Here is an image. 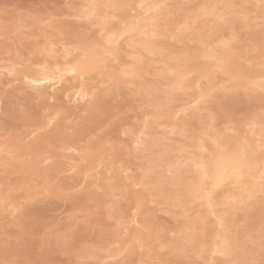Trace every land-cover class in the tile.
Returning a JSON list of instances; mask_svg holds the SVG:
<instances>
[{
  "label": "rangeland",
  "instance_id": "obj_1",
  "mask_svg": "<svg viewBox=\"0 0 264 264\" xmlns=\"http://www.w3.org/2000/svg\"><path fill=\"white\" fill-rule=\"evenodd\" d=\"M167 1L173 2L174 5L170 6L172 9L170 15L161 20V22L165 21L166 24H163L162 27L164 29H162L163 34L156 36L155 40L161 43L162 46H166L167 49L175 51L182 49L192 50L198 45V42L194 39V34H196L197 30L199 31L198 22L200 18L194 22V28H192L191 33L187 31V34L185 32L177 38L176 32L178 31L174 28V23L177 20L181 21L185 15V9L189 4L191 5L201 0ZM81 2L82 0H0V33H2L0 34V58H2L0 59V63L7 64L13 60L12 62L19 63L17 66L19 68L27 64L36 68L43 61L50 63L57 62L62 65V62L69 60L81 51V48H76L64 57L62 55L64 53L63 46L71 48L73 45L78 44L79 40L82 41V38H84L83 41L87 39L89 42H92L94 39H100L101 36L98 33V25L95 23V20L91 17L80 16L77 13ZM244 6H247L249 10L251 9L249 12L252 15L259 16L260 10H264V1L259 2L257 6L253 2H245ZM256 12L259 14H255ZM110 19V24H115L117 19ZM249 22L250 24H246V22L236 19L232 23V27L239 38L235 41L239 44L241 43L240 45H244V48H242L247 51L244 57H254L257 53L261 55V47L254 45L253 47L256 49L253 50L250 44L255 42L253 37L257 34L264 36V13L257 17V19L249 20ZM227 25V23H222L220 26L222 32L229 30L230 27ZM251 34L254 36L252 37ZM124 37L125 35L121 37V41L118 44V60L121 62L135 60L134 57L126 56V49L136 50L139 47L132 48L126 46L123 40ZM51 41L54 42L53 45H50ZM50 47H53L57 51H53V53L52 51L47 52L46 49ZM141 51L143 53L141 59L144 69L140 75H126V77L121 78V81L112 78L105 80L107 79L105 75L107 67H105L100 73L91 71L90 77H86L83 80L93 86V90L100 99V105L91 112L90 116H92V119L89 121L87 119L89 115L82 110L74 111L69 107L71 102L66 103L64 100L68 98L60 96V92L54 93V98L49 99L48 97L51 92L48 88H45L41 90L43 91L42 93L38 92L41 94L37 97V93L34 95L31 88L25 87L20 80L17 79L13 82L8 80V78H13L16 75L8 74L4 76L5 70L0 69V144L2 147V144L6 145L8 149V146H10L8 144L15 142L12 144L13 148H11L12 153L10 152V155L0 148V197L4 198L1 201L2 208H0V264H139L138 259H140L141 264H221L224 262L222 256L219 255H214V260L213 258L210 260L207 258L208 256H206L205 252L200 253L201 255L197 254L189 244H185V247H183L184 245L179 246L181 243L178 245L176 243L174 246L168 244L166 247L164 241L170 240L177 234V229L180 228L179 225L183 223L184 219H181L182 216L178 214L180 211L178 207L176 209V206L172 205L175 208L173 213L174 208L171 206L170 200L151 196L149 191L144 187V184H139V186H135L132 189L126 185L130 183L128 179L129 182L128 180L126 181L124 190L121 188V191L117 190V193L115 191V195L106 196L95 185L99 181V183L103 182L102 179L97 180L95 183L93 181L87 186L79 184L69 188L70 185H66L68 188L65 186L66 189L61 190V188L57 187L62 185L60 183L63 180L70 182L72 179L67 177H70L73 172L63 170L55 172L58 175L54 173L50 174V177L49 175H40L43 174L42 171L48 167V164L52 165V163L57 161L56 159L63 161L62 164L65 165L69 163L68 158L71 153L79 154L81 152H77L73 148H64L68 138L77 139L76 146H79L78 144L83 145L88 140L97 138V136L102 137V140L109 139L106 140L107 145H110V142H112V144L115 143L120 147L122 153L117 156L119 158L122 157L120 158L123 161L122 163L125 162V165L127 163L130 167L128 173L134 175L142 173L143 166L145 165L143 163L146 160L145 153L140 151V149L138 150V148H133L129 136L126 133H120L123 128L121 129L119 125L123 121L126 127H132L137 122H140V118L144 112L155 111L154 107L147 102L146 96L141 94L139 89H137V83L159 86L162 76H160L161 73L158 71L163 62L155 61L149 63V58L156 59L159 56L150 55L144 50ZM242 58L239 59V62H245ZM260 59L264 60V55L260 56ZM258 69L264 71V66ZM193 71L185 74L186 79L184 80L186 84L192 82L193 87L186 86L185 91L184 89L175 90L171 95L169 103L164 104L162 107L167 113V105L185 102L187 111L185 109L184 112L186 116H183V112V115L179 114L182 117L176 121L179 124H184L185 122V126L188 128L187 135L197 134L206 137L205 144L211 149L215 148L216 145L212 144L209 135L207 136V134L203 133L206 130L209 133L214 129H218L222 136L226 137V140L230 138V135H239V133L240 135L245 134L249 138L255 136L261 138V136H257L255 133L249 131L250 125L245 124L259 116L264 118V86H258L257 88L255 86V89L236 86L234 78L223 79L229 75L216 70L213 74L219 76L218 82L213 86L210 93L204 100L197 104L195 103L196 105L190 101L187 104L188 100L192 98L198 89L193 83L198 73L197 71ZM220 76L223 78H220ZM124 79H127V81ZM197 79H200L197 81L199 87L205 86L206 78L198 77ZM101 80L105 82L101 83ZM112 84L117 85L118 89L109 90L108 88ZM160 92L159 94L162 95L163 93ZM233 96H238L243 104L241 106H231L229 101ZM210 115L213 119L206 124L205 122L209 121L208 117ZM183 117L185 121L181 119ZM49 119L52 120L50 121ZM149 119H151V116ZM165 120L167 119L162 117L158 122H161L163 125L165 124ZM157 123L151 124V131L155 135L163 134L166 131L169 132V128H164L165 125L162 126L158 125L160 123ZM255 127L257 125L254 124ZM165 129L166 131H164ZM175 130L174 133H166V138H163L161 146L164 148L159 151L161 156L158 154L155 156V162L160 163V165L156 166V170L154 169L150 173V178L152 179L164 169L166 159L174 158L173 160L175 161H181L198 150L195 147L193 148V146L187 147L186 145L185 147L182 144L189 141L186 134H183L186 131L179 132V128L177 129L178 132ZM38 138H40L38 140L39 143L33 144L34 146L31 149H27L28 144L36 143ZM221 141L225 140L222 139ZM229 146L230 143L227 142L223 147L219 148H227ZM256 148L254 154L257 156L264 152V147L259 146V148ZM26 149L28 150L27 152L25 151ZM135 150L136 152L138 150V152L136 153ZM18 151L19 153L17 154ZM139 151L141 154H138ZM45 157L47 160L44 159ZM160 157L162 159L165 158V160H162ZM161 160L165 162L162 163ZM76 161L72 160L71 162ZM136 163L140 166L142 164V166L134 170ZM64 165L62 166L68 167V165ZM131 166H133L132 169ZM193 168L194 166L191 167V164H189V167L184 168L186 170L183 171V178L195 176V168ZM260 181H264V179L261 178ZM225 186L223 185L216 189V200L226 195L225 189L230 187ZM1 187L4 188L1 189ZM127 189L130 191H127ZM135 189L137 193L142 191L143 194L141 192L139 194L144 195L143 197L145 198L149 195L148 200L149 198L153 199H151L153 202L147 200L149 202H147V205H150V207L146 206L150 210L149 213H154L149 214L153 220L145 226L148 229L147 236L149 237H147V242L149 243L144 246L135 247L134 249L132 248L129 252L122 251L121 253H116L119 241L123 235V233H120V230L123 229L124 224L128 225L124 219H130L128 216L131 212L129 208L134 204L131 195ZM59 190L60 192H58ZM10 197L14 198L13 204L15 203L16 206L14 205L13 207L7 203ZM131 201L133 202L131 203ZM247 201V209H242L244 208L242 206L239 208L240 204L238 203L236 210L234 209L235 212L233 210L234 214L230 215L233 223L232 228H236L241 235L243 233L254 232L252 229L248 231L253 224H258L259 227H257L260 230L264 229L263 190H259V192L255 193V197L253 196V198H249ZM200 202L192 200L188 204V211L191 215H197V213L204 214V217L206 215V229L200 235L201 241H206L212 233L210 229L214 227L213 222H211L213 216L208 211L206 212L205 208H207V205ZM157 207L160 210L156 209ZM118 210H121V213ZM258 213L263 215H258ZM120 215H123L122 219L125 217L124 221ZM257 216H262L259 221ZM260 225L263 227H260ZM174 228L176 230L167 233L171 238L162 236L158 238L155 235ZM153 234L157 237L156 240H154ZM261 237L259 238L261 244L257 241L256 243L249 241L246 244L244 243L246 248L243 245L244 249L253 252L251 259L246 262L240 259L239 262L225 264H264V235ZM184 248L186 249L184 250ZM223 258L225 259V256ZM218 261H221V263Z\"/></svg>",
  "mask_w": 264,
  "mask_h": 264
},
{
  "label": "bare ground",
  "instance_id": "obj_2",
  "mask_svg": "<svg viewBox=\"0 0 264 264\" xmlns=\"http://www.w3.org/2000/svg\"><path fill=\"white\" fill-rule=\"evenodd\" d=\"M262 1L264 0H201L194 4H189V6L185 9L186 12L181 21L177 20L174 23V28L178 31L176 32V38L178 36L180 37V35L185 32L187 34V31L191 33L193 30L192 28H194V22L198 21L200 18V21L198 22L199 31L197 28V32L194 34V39L198 42V45L196 44L197 46H195L192 50L182 49L175 51L169 48L168 50L166 46H162L161 43L155 40L156 36L163 34L162 27L163 24H166V22H161V20L170 15L172 10L170 6L174 5L172 1V3H170L167 0H82L77 13L80 16L82 15L88 18L91 17L95 20V23L98 25V33L101 36L100 39H94L92 42H89L87 39V41H83L84 38H82V41L79 40L80 42L78 41V44L73 45L71 48L63 46L64 53L62 55L64 57L76 48H81V51L69 60L62 62V65L57 62L50 63L48 61H43L42 64H39V67L36 68L31 67V65L28 64L24 66L22 65L23 67L19 68L17 67L19 63L17 64L15 61L12 62L13 60L7 64L0 63V69L5 70L4 76H7L8 74L16 75L13 78H8L9 81L13 82L17 79L20 80L25 87L31 88L34 95L37 93V97H39V95L43 92L41 90L45 88H48L51 92V94L47 93L49 94V99L54 98V93L57 94V92H60V96L68 98L64 100L66 103L71 102L70 105L68 104L69 107H71L74 111H85L89 115L87 116L89 121L92 119V116H90L91 112L100 105L99 96L96 95L93 90V86L90 83L83 81L86 77H90L91 71L100 73L105 67H107L105 70L107 79L105 80L112 78L114 80L121 81V78L124 76L126 77V75H140L144 69V66L142 65L143 61L141 59L143 53L141 50L146 51L150 55L159 56V58L156 59L149 58V63L155 61L163 62L158 71L161 73L160 76H162L161 82L159 81V86L137 83V89H139L141 94L146 96L147 102L154 107L155 111H151L149 113L144 112L140 118V122H137L132 127H126V124L123 121L119 124L120 128L123 129L121 132H118L126 133L129 136L130 142L133 144V148H138V150L140 149V151L145 153L146 162H142L145 164L143 166L142 173L140 172L136 175L128 173L130 167L127 163L126 165L125 162L122 163L123 161L120 159L122 157L119 158V156H117L122 153L120 147L115 143L112 144V142H110V145H107L106 140L109 139L102 140V137L97 136V138L88 140L83 145L78 144L79 146H76L77 139L71 137L68 138L64 148H73L77 150V152H81L79 154H69V163L65 165L62 164L63 161L56 159L57 161L52 163V165L48 164V167L42 171L43 174L40 175H49L50 177V174H56L57 172L63 170L73 172L70 177H67L71 178L72 182L63 180L60 183L62 185L57 184L59 185L57 188H61V190L68 188L66 185H70L69 188L79 184H85V186H87L93 181V183H95L97 180L102 179L103 182L101 181V183H99V181L95 185L96 188L101 189L106 196L115 195V191L117 193V190L121 191V188L124 190V185L128 179L130 180V183L126 185L132 189H134L135 186H139V184H144V187L149 191L151 196L153 195L155 197L170 200L172 203L171 206H176V209L178 207L180 210L178 214L182 216L181 219H184L183 223L179 225L180 228L178 227L179 229H177V234L173 238H171L169 234L167 235V233L172 232V230H176L175 228L167 229L162 234H155L158 238L161 236L171 238L168 241H164V245L166 244V247L168 244H172L174 246L176 243L177 245L181 243L179 246L184 245L183 247H185V244H189V246H191L197 254L205 252L206 256H208L207 258L210 260H212V258L214 260V255L222 256L224 264L239 262L240 259L243 260V262H246L251 259L253 257V252L251 250L247 249V251L244 249L243 245L249 241L252 243H256L257 241L261 244L259 238H262L261 236L264 235V229L260 230V228H258V224H253L250 226L248 231H251L252 229L254 232H246L248 234L243 233L244 235H241L236 228H232L233 223L231 221L232 219H230V215L233 213L234 209L236 210L238 203L240 204L239 208L242 206L244 207L242 209H247V200H249V198H253V196L255 197V193L259 192V190H263L264 192V181H260L261 178L264 179V152H259L260 154L258 156L254 154V150L257 149L256 147H264V118L259 116L258 118L256 117V119L248 121L245 124H249V131L255 133L257 136H261V138L256 136L249 138L247 135H240L239 133V135H230V138L226 140V137H223L218 129H214L209 133L207 130V132L204 131V134H207V136L209 135V139L212 144L216 145L215 148L211 149L205 144L206 137L197 134L187 135L186 133L188 132V128L185 126V122L184 124H179L176 121L182 117L183 112L186 109V104H184L185 102L167 105V113L165 109H162V107L164 104L169 103L171 95L175 92V90L184 89L185 91L186 86H192V82L189 83V85L186 84L184 80L186 79L185 74L193 70L198 73L196 80L194 78L195 81L193 82L198 89L195 91V94H193V99L190 98L187 104H189L190 101L191 103L193 102L192 104L196 105L200 101L204 100V98L210 93L213 86L218 82L219 76L213 74L216 70L225 72L229 75L227 78H223L221 76L220 78L226 80L234 78L236 80V86H242L243 88L246 87L249 89H255V86L256 88L258 86H264V71L258 69L261 66H264V60L260 59V56L264 55V53H262L264 52V36H259L258 34L254 36L251 34L252 37L254 36L253 39L255 42L250 44V46L253 50L256 49L253 47L254 45L260 46L262 50L261 55H258L257 53L254 57H244L247 51L243 49L244 45H240L241 43L239 44L235 41L239 38L235 29L232 27V23L236 21V19H240L241 21L246 22V24H250L249 20H254L255 18L257 19V17L263 15L264 10H260L261 13L259 16L252 15L251 12H249L251 9L249 10L247 6H244L245 2H253V4L257 6V4ZM177 2H179V0H177ZM257 13L258 12L255 14ZM110 18L117 19L115 24H110ZM222 23H227V26L230 27L229 30L227 27V32L221 31L222 28L220 26ZM124 35L125 37L123 40L126 46L132 48L139 47L136 50L126 49V56L134 57L135 60L127 62H121L118 60V44L121 41V37ZM53 43L54 42L51 41L50 45H53ZM46 51H52L53 53L55 50L53 47H50L47 48ZM241 57H243L242 59L245 62H239ZM198 77L206 78L205 86L199 87L197 81L200 79H197ZM124 80L127 81V79ZM100 82L102 83L105 81L101 80ZM108 89L117 90L118 86L112 84V86ZM136 91L138 92V90ZM159 91H161L164 95L162 94V96L159 94ZM229 102L233 107L241 106L243 104L242 100L238 96L231 97ZM150 116L151 119H149ZM183 116H186L185 112ZM162 117L167 119L165 120V124H163L165 125L164 128H169L170 133H174L176 128H179V132L186 131L183 134H186L189 141H182L184 142L182 144H184L185 147L186 145L187 147L193 146V148L195 147L198 150L193 155L186 156L185 159H182L181 161H175L173 160L174 158L165 160V158H167L166 156L164 159L160 157L162 160L166 161L164 169L162 170L164 173L161 171L155 178L152 179L150 178V173L153 172L156 166L160 165V163L155 162V156L156 154L161 156L159 151L164 148L161 144L163 138H166L165 134L169 132L165 129L164 131L166 132L163 133L164 135H155L154 132L151 131V124L154 122L157 123ZM208 118L209 121H206V124L213 119L211 115ZM181 119L185 121L184 117ZM158 123V125H162L161 122ZM254 124L257 125V127L254 128ZM171 129L174 130L171 131ZM40 138L37 139V142L35 140L36 143H31L30 145L28 144L27 149H31V147L34 146L33 144H38V140ZM222 139L225 141H221ZM227 142L230 143L229 147L219 148L223 147V145ZM13 143L15 142L8 144L10 145L8 146L10 150L9 148L7 149V146H4V144H2L3 147L0 144V148L1 150H5L7 154L10 155ZM27 149L25 150L26 152L28 151ZM140 151L138 154H141ZM18 153L19 151L17 154ZM44 159H46V157ZM72 160L76 162L72 163ZM65 162L67 163V161ZM164 162L162 161V163ZM38 163H40V161H38ZM189 164H191V167L194 166L195 169H193L195 170V176H192L191 178H183V171L186 170L184 168L189 167ZM62 165H68V167H63ZM102 165L105 167H102ZM141 166L136 163L134 170ZM61 167L63 168L61 169ZM132 167L133 166H131V169ZM46 178H48V176H46ZM223 185L230 188L225 189V192L227 193H225L226 195L223 198L221 197V199L219 198V200H216L215 191L218 187ZM2 188L4 187H1V189ZM128 190L129 189H127V191ZM135 191L136 189L132 191L133 193L131 195L134 204L129 208L131 211H129L130 215H128L130 219L128 220L124 219L125 217L123 218L125 223H128V225L124 224L123 229L120 230V233H123V235L119 241L116 253H121L122 251L129 252L132 248L134 249L135 247L137 248L149 243L147 242V237H149L147 236L148 229H146L147 227L145 226L153 220L152 216L151 218L149 216V214L151 215L153 212L149 213L150 210L147 209L148 206L150 207V205H147V202L151 201L152 198H149L148 200V197H150L149 195L145 198L143 197L144 195H142V191H140L142 194ZM58 192H60V190ZM11 198L12 197H10L7 203L14 207V198H12V200ZM3 200L4 198L0 197V208H2L1 201ZM192 200H198L201 201L200 203L206 204V212L208 211L213 216V218L211 217V222H213L214 227L213 229H210V231H212L211 234L207 233L210 234V237L206 241H201L200 238V235L203 234L202 231L206 229V215L204 217V214L200 213H197V215L190 214L188 211V204L191 203ZM133 201H131V203ZM5 205L7 206V204ZM175 208L173 209V213ZM156 209L159 208L157 207ZM120 211L121 210H118L119 213H121ZM260 214L258 213V215ZM122 216L123 215H120L121 219ZM254 216L256 218L255 214ZM261 217L257 216L258 221ZM244 218L242 219L244 220ZM126 220H128V222H126ZM261 226L262 225H260V227ZM155 235L153 234L154 237ZM157 237H155L154 240H156ZM148 241L150 240L148 239ZM175 247L177 248V246ZM185 249L186 248H184V250ZM223 256H225V259ZM207 258L206 260H208ZM139 260L140 259H138V262L141 264ZM218 262L221 263V261Z\"/></svg>",
  "mask_w": 264,
  "mask_h": 264
}]
</instances>
